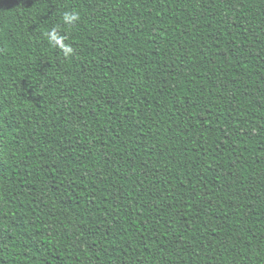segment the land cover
Masks as SVG:
<instances>
[{
	"label": "trees",
	"instance_id": "16d2710c",
	"mask_svg": "<svg viewBox=\"0 0 264 264\" xmlns=\"http://www.w3.org/2000/svg\"><path fill=\"white\" fill-rule=\"evenodd\" d=\"M0 264H264V0H0Z\"/></svg>",
	"mask_w": 264,
	"mask_h": 264
},
{
	"label": "clouds",
	"instance_id": "9594fccd",
	"mask_svg": "<svg viewBox=\"0 0 264 264\" xmlns=\"http://www.w3.org/2000/svg\"><path fill=\"white\" fill-rule=\"evenodd\" d=\"M79 19V15L76 13H65L64 20L67 23L75 22ZM49 40L59 48H61L65 55H71L73 52V49L71 46L64 43V38L58 34V31L52 30L48 34Z\"/></svg>",
	"mask_w": 264,
	"mask_h": 264
}]
</instances>
